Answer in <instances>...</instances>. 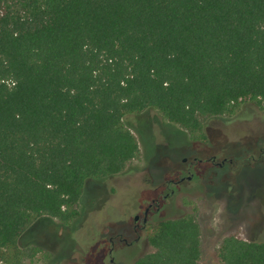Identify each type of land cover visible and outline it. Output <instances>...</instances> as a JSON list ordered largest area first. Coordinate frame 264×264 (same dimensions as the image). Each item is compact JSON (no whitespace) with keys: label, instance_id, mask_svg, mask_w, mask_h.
Segmentation results:
<instances>
[{"label":"trees","instance_id":"16d2710c","mask_svg":"<svg viewBox=\"0 0 264 264\" xmlns=\"http://www.w3.org/2000/svg\"><path fill=\"white\" fill-rule=\"evenodd\" d=\"M264 110V0H0V264L42 215L70 223L89 180L138 155L129 114ZM193 215L158 220L134 264H198ZM219 264H264V240L224 236Z\"/></svg>","mask_w":264,"mask_h":264},{"label":"rangeland","instance_id":"374dc122","mask_svg":"<svg viewBox=\"0 0 264 264\" xmlns=\"http://www.w3.org/2000/svg\"><path fill=\"white\" fill-rule=\"evenodd\" d=\"M124 121L137 137L138 155L121 173L89 180L76 206L79 215L70 223L35 217L18 238L19 264H134L152 250L147 235L158 220L186 213L200 226L198 264H219L218 249L228 234L264 240L263 109L243 100L232 113L203 117L201 135L168 121L156 108ZM184 157L201 160L188 171ZM182 176L169 194L166 181ZM159 192L160 208L149 212L145 229L134 231V216L142 217Z\"/></svg>","mask_w":264,"mask_h":264},{"label":"flooded vegetation","instance_id":"af4514ba","mask_svg":"<svg viewBox=\"0 0 264 264\" xmlns=\"http://www.w3.org/2000/svg\"><path fill=\"white\" fill-rule=\"evenodd\" d=\"M184 158H185V157H184ZM211 159L214 160V157H212ZM200 160H201V159H198L197 157L194 158V161H191V160H190V161H187L186 158H185V160L183 159V161H187V164H188V171L191 169L192 164H193L194 162H197V161H200ZM223 162H224V161H222V163H223ZM187 178L190 179V178H191V175H188ZM183 179H184V177L182 176V177H180V178H170V179H168V180L166 181V183H165V188H168V190H169V194H173V192H174V188L171 187V185H172V184H178V183H180ZM162 194H163V193H162ZM166 196H167V194H163V195H162V198H165ZM160 205H161V192H159L158 195H157L155 198H152L151 202L145 207V209H146L147 207H149V208H148V213H147V220H146L145 222L143 221L144 212H143V216H142V217H141V215L139 214L138 218L135 219V216H134V221H135V223H134V227H133L134 231L137 232V229H138V228H143V229H145L146 226H147V224H148V214H149V212H150L151 210L153 211L154 206H156V209H159V208H160ZM145 209H144V211H145ZM139 220H140V223L142 222V224L139 223ZM110 239H111V242H112V244H113V239H112V238H110ZM139 239H140V235L138 234V235L134 238V240H132V241L129 242V244H132L133 242H136V241H138ZM124 241L126 242L125 239H124ZM147 241H148V240H147ZM112 249H113V246H112V248H110V251H109V252H112ZM110 261L113 262V259L110 258Z\"/></svg>","mask_w":264,"mask_h":264},{"label":"water","instance_id":"95a60500","mask_svg":"<svg viewBox=\"0 0 264 264\" xmlns=\"http://www.w3.org/2000/svg\"><path fill=\"white\" fill-rule=\"evenodd\" d=\"M184 160H185V158H184ZM148 208H149V207H147V208L145 209V211H144V216H143V221H144V222L147 220ZM138 216H139V214H136V215H135V219L138 218Z\"/></svg>","mask_w":264,"mask_h":264}]
</instances>
